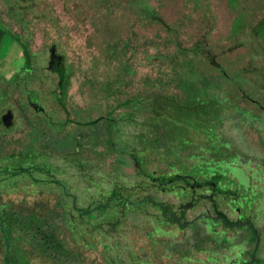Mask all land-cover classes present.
<instances>
[{"label":"rangeland","instance_id":"rangeland-1","mask_svg":"<svg viewBox=\"0 0 264 264\" xmlns=\"http://www.w3.org/2000/svg\"><path fill=\"white\" fill-rule=\"evenodd\" d=\"M1 29L0 118H6L0 121V171L7 163L5 159L15 153L13 161L9 158L11 163L35 169L41 183L35 188V196L26 197L24 206H20L23 195L4 192L33 182L24 177L0 176V212L5 205L7 211L19 216L28 210L42 215L49 209L46 202L53 198L48 194L62 193L55 184L44 182L49 176L43 173V166L54 176L47 181L55 179L66 186L80 207L98 201L95 186L102 185L109 198L116 195L119 184L128 186V175L141 159L132 156L125 163L122 154L139 153L142 147L132 145L129 137L135 135L133 127L105 117L111 114L114 118L117 113L110 112L137 93L156 91L180 96L189 88L186 82L198 87L196 78L210 74L225 93L236 99L233 104L252 110L253 116L264 122V111L243 99L238 87L241 84L244 90H253L264 107V90H260L264 84V0H0ZM19 40L26 44L30 56L26 68ZM53 46L64 56V77L68 81L60 101V77L46 60L47 50ZM210 57L222 70L208 60ZM184 61L193 73L183 74ZM237 75L250 80V85L237 83ZM229 114L233 115L224 114L223 140L232 145L240 162L249 161V166L262 174L257 196L253 195L258 199L252 207L251 193L233 184V178L240 183L243 178L232 170L229 175L222 173L225 184L217 181L204 185L211 181L210 176L195 175L196 183L202 184L197 192L181 183L167 184L161 200L180 205L194 195L217 189L222 198L216 200L230 221L250 218L264 235V128L236 115L230 118ZM94 121L97 123L91 124ZM231 121L238 129L245 125L250 147L239 144L234 128L228 130ZM200 147L205 148L206 142L194 140L181 149L178 160L165 162L164 151L155 145L149 165L168 173L177 167L181 171L185 163L194 167L188 169L190 174L199 173L203 165H198L197 158L213 157V150ZM51 165L58 168L56 173ZM39 191L44 192L42 198L37 195ZM131 208L117 206L95 223L116 219V229L124 232L128 246L139 255L134 257L135 264L141 259L148 264H183L188 257L208 258L207 264H214L217 255L224 256L244 242L241 264H258L246 246L248 243L253 248L254 240L247 227L222 223L207 201L188 211L180 223L149 206L140 207L146 216H157L163 231L158 238L153 235L149 218L137 221ZM46 229L50 232L51 228ZM58 236L62 238L60 233ZM64 244L56 264H82ZM255 256L264 259V243Z\"/></svg>","mask_w":264,"mask_h":264},{"label":"trees","instance_id":"trees-1","mask_svg":"<svg viewBox=\"0 0 264 264\" xmlns=\"http://www.w3.org/2000/svg\"><path fill=\"white\" fill-rule=\"evenodd\" d=\"M1 31L2 29L0 33ZM20 43L25 51L26 60L24 67L26 68L30 62V56L26 52V44L21 41ZM210 58L208 60H211L214 66L221 69L214 57ZM187 65V62L182 65L185 70L183 74L185 75L193 73L192 70L185 67ZM64 76L65 72L61 77V84L58 86L57 98L59 101L62 99L61 94L65 85L67 86L68 84ZM262 79L264 80V74ZM241 81L246 86L250 85V80L243 78L242 75H237L236 82ZM196 83H200V85L194 87L186 82L189 88L187 90L184 89L185 91L180 96L165 95L156 91L137 93L120 102L114 111L110 112L117 113L114 118L111 114L105 117L110 122L133 127V130L136 131L135 135L129 137L133 140L132 145L142 147L139 153L122 154L125 163H129L128 159L132 156H138L141 159V164L136 168L134 167L128 175V178H130L128 186L118 185V190L114 197L109 198L107 196L108 192L103 191L102 185L95 186V196L98 201L94 204L92 202L89 206L80 207L66 186L55 179L47 181L54 176L47 171L46 166L42 165L43 173L46 174L45 176H49L46 181H43L55 184V187L57 186V189L62 194H48L53 199L47 200L46 203L49 209L42 215H36L34 211L30 212L28 210L25 213L22 212L23 215L21 214L20 217L18 213L7 211L6 206L8 205H5V209L0 212V264H56L55 259L60 258L61 248H63L64 243L67 247L66 250H70L71 254L77 256L82 264H135L134 257H139V255L128 246L124 232L116 229V219L114 218L104 223H95V221L108 214L109 210H115L117 206L132 207L130 209L131 213H134L137 221H142L146 215L141 208L149 206L151 209L159 210L161 213L166 214L170 221L180 223L188 211L194 210L196 206L204 201L211 203L214 213L219 216L218 218L222 223L235 228L247 227L254 239L253 248L246 243L247 248L251 249L250 257L254 261L257 260L258 264H264V259L260 260L255 256L263 248L264 235L256 229L250 218H246V221L243 220L241 222L230 221L224 215L221 206L216 200L218 197L222 198V194L217 189L210 193L205 192L194 195L190 200L180 205L172 206L169 201L162 202L161 200V197L164 196V186L167 184L173 183L175 186V183H181L186 189L197 192L196 190H199L197 188L202 186V184L198 185L196 183L195 179L197 177L210 176L211 181H208L210 185L217 183V181L225 184L227 180L223 179L222 173L229 175L231 170L243 178L241 183L233 178V184L242 188L244 193H251V196L249 195L250 208L258 199V197L253 198V195L257 196L256 190L259 187L258 183L261 181L262 174L259 173L258 169L250 167L249 161L240 162L236 151L231 149L233 148L232 145L224 141L225 139L223 140L222 136H225V134L223 135L225 132L223 130V122L227 117L224 119L225 113H233L238 119L241 117L246 122L251 121L253 125L259 124V127L262 128H264L263 120H257L258 118L253 116L252 113L254 112L252 110L233 104L236 99L231 98L230 93H225L223 86L217 85V80L210 74L197 77ZM238 87L243 99L258 105L264 111L259 99L254 97L255 93L253 90L251 92L244 90L241 84H238ZM260 90H264V84L261 85ZM233 115L229 117L233 118ZM96 123L97 121H94L91 124ZM234 124L231 121L228 130L234 128L239 144L243 147H250V138L245 134V125L238 129ZM200 139L206 142V147H200L199 149L204 150L208 147L213 150V157L210 160H205L204 157L201 159L197 158L198 165H203L199 173L190 174L188 169L191 170L194 167L191 166L189 168L185 163L179 164H183L181 171L177 167L175 170L168 171V173H161L155 164L149 165V158L155 154V145L160 147L161 152L164 151L165 162L174 161L179 159V154L183 147L194 140ZM27 151L29 150L25 152ZM12 154L5 159L7 163L3 166L4 170L0 171V176H7V179L24 177L29 178L33 182L28 186H17L13 190L4 192L11 195H23L24 199L20 206H24L25 198L35 196V188L41 181L35 176V169L13 165L9 159L11 158L13 161L14 157ZM75 154L76 158L80 157L79 153ZM66 163L69 164L70 161L67 160ZM51 167L55 169L53 173L58 171V168L53 167V165ZM203 184L206 185V183ZM151 190L153 192L150 193ZM37 195L42 198L44 192H40ZM9 203L12 204V202ZM47 205L41 203L42 207H47ZM38 206L40 205L38 204ZM146 217L149 218L150 225L154 229L153 235L157 238L161 237L163 231L160 229V222L157 216L150 214ZM50 225H53L54 228ZM44 227L51 228L49 229L50 232L47 229L46 232ZM59 233L64 243L62 238L59 239ZM147 233L150 234L148 230ZM133 241L137 240L133 239ZM244 246L245 242L232 247L231 250L233 251L228 252L224 256L217 255L214 264H241V258L245 253ZM188 258L183 264H207L209 261L208 258ZM148 263L144 259L139 262V264Z\"/></svg>","mask_w":264,"mask_h":264},{"label":"flooded vegetation","instance_id":"flooded-vegetation-1","mask_svg":"<svg viewBox=\"0 0 264 264\" xmlns=\"http://www.w3.org/2000/svg\"><path fill=\"white\" fill-rule=\"evenodd\" d=\"M47 63L49 65V68L51 69V71H55L56 74L60 77V81H61V77L63 76L64 72H65V68H64V56L57 54L55 47H50L47 50V57H46ZM63 72V73H62ZM61 83L59 82V85ZM5 115L3 117L0 118V121L5 122ZM208 184L207 182H204ZM200 185V184H198ZM245 221L247 220L246 217L244 219ZM257 232V231H256Z\"/></svg>","mask_w":264,"mask_h":264}]
</instances>
